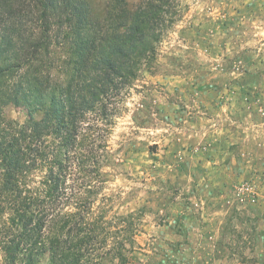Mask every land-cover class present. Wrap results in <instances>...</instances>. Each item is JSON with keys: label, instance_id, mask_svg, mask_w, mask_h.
<instances>
[{"label": "rangeland", "instance_id": "obj_1", "mask_svg": "<svg viewBox=\"0 0 264 264\" xmlns=\"http://www.w3.org/2000/svg\"><path fill=\"white\" fill-rule=\"evenodd\" d=\"M179 1L109 136L107 216L139 220L120 264H264V0Z\"/></svg>", "mask_w": 264, "mask_h": 264}, {"label": "trees", "instance_id": "obj_2", "mask_svg": "<svg viewBox=\"0 0 264 264\" xmlns=\"http://www.w3.org/2000/svg\"><path fill=\"white\" fill-rule=\"evenodd\" d=\"M179 0H0L1 264L126 262L136 213L107 216L109 136ZM53 45L64 47L52 76ZM13 108L17 124L2 113ZM130 248H127L126 245Z\"/></svg>", "mask_w": 264, "mask_h": 264}]
</instances>
